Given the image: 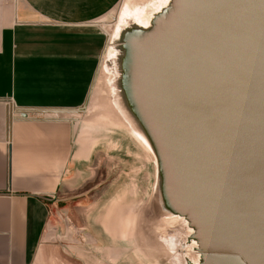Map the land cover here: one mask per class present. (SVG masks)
Wrapping results in <instances>:
<instances>
[{"label": "water", "instance_id": "1", "mask_svg": "<svg viewBox=\"0 0 264 264\" xmlns=\"http://www.w3.org/2000/svg\"><path fill=\"white\" fill-rule=\"evenodd\" d=\"M122 8L104 28L97 113L66 115L114 123L149 158L163 263L264 264V0Z\"/></svg>", "mask_w": 264, "mask_h": 264}, {"label": "crops", "instance_id": "2", "mask_svg": "<svg viewBox=\"0 0 264 264\" xmlns=\"http://www.w3.org/2000/svg\"><path fill=\"white\" fill-rule=\"evenodd\" d=\"M83 3L0 0V264H38L52 246L60 186L75 169L66 114L91 91L90 79L81 86L73 73L85 77L76 59L88 47L77 35L91 27L57 21L79 16Z\"/></svg>", "mask_w": 264, "mask_h": 264}, {"label": "rangeland", "instance_id": "3", "mask_svg": "<svg viewBox=\"0 0 264 264\" xmlns=\"http://www.w3.org/2000/svg\"><path fill=\"white\" fill-rule=\"evenodd\" d=\"M81 1L83 5L74 6L75 10L80 8L79 16L69 20L60 17L57 23L59 26L87 25L93 29L83 38L77 35L88 47L83 58L76 59L85 65V80L82 71L80 76L78 71L73 72L81 86H87L90 79V95L81 107L82 117L85 113L87 119L97 113L93 106L98 68L108 43L99 29L104 22L113 20L120 0ZM132 1L141 5L149 0ZM76 42H79L77 38ZM73 122L74 174L60 186L57 230L48 255L38 264H165L149 250L152 232L148 213L154 192L149 158L114 123L99 129L101 134L93 132L77 142V130L85 122ZM123 218L129 220L127 227L120 224Z\"/></svg>", "mask_w": 264, "mask_h": 264}, {"label": "bare ground", "instance_id": "4", "mask_svg": "<svg viewBox=\"0 0 264 264\" xmlns=\"http://www.w3.org/2000/svg\"><path fill=\"white\" fill-rule=\"evenodd\" d=\"M125 1L126 0H122V1L120 0L119 3L116 5L117 6V10H116V13L113 16V19L116 18L118 15H120V13H122V9H123L122 7L124 6ZM155 1H158V0H155ZM118 9H119V11L121 9V12L119 14H118ZM112 22H113V20L104 22V24L99 29L100 32H103L106 35V40L107 41H109V39L112 36H111V34L106 33L105 30H104V28L107 27V26H109V25L111 26ZM81 30L84 31V32H92L93 31V29L92 28H89V27H84ZM106 44L108 45L109 42L106 43ZM105 49L106 48H104V50ZM104 50L102 51V55L104 53ZM102 55H101V57H102ZM67 119H69V118H67ZM105 125H107L105 122H103V123L98 122V121L93 122V123H87V122H85V125L82 124V126L80 128H78V130H77L78 131V140H77V142H81V138H82V140H84L83 138H86L85 136H87L89 134H92L93 132H95L97 134H101L100 133L101 131H99V129L103 130V126H105ZM120 224L123 225V226L125 225L127 227L128 224H129V220L124 221V218H123V220L121 221Z\"/></svg>", "mask_w": 264, "mask_h": 264}]
</instances>
